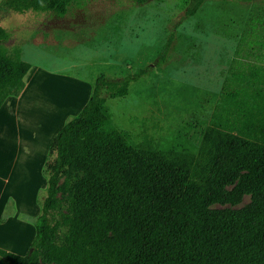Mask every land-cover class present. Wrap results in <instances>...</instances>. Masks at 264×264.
<instances>
[{"label":"trees","instance_id":"16d2710c","mask_svg":"<svg viewBox=\"0 0 264 264\" xmlns=\"http://www.w3.org/2000/svg\"><path fill=\"white\" fill-rule=\"evenodd\" d=\"M71 1L1 3L19 13L61 17ZM205 1L189 0L184 17ZM9 37L0 23V107L21 93L31 67L19 47L9 52ZM176 38L171 31L157 62L165 61ZM253 57L243 62L238 51L217 111L242 129L209 124L197 144L176 150L138 147L115 126L107 105L126 96L150 66L117 79L99 74L87 102L49 144L27 252L0 247V256L10 264H264V55ZM246 194L249 205L224 206Z\"/></svg>","mask_w":264,"mask_h":264},{"label":"rangeland","instance_id":"374dc122","mask_svg":"<svg viewBox=\"0 0 264 264\" xmlns=\"http://www.w3.org/2000/svg\"><path fill=\"white\" fill-rule=\"evenodd\" d=\"M1 1L0 23L10 32L5 45L9 52L19 47L31 64L26 92L8 96L0 107L5 199L0 220L9 214L20 219L9 223V230L35 228L51 138L81 110L99 74L117 79L151 67L148 75L130 84L126 96L107 101L115 126L126 130L138 147H189L200 141L209 124L242 129L243 123L217 111L238 51L243 62L256 53L264 55V0H206L190 17H184L189 0H72L61 17L19 13ZM171 31L177 38L159 63ZM251 202L246 194L238 204L224 206L240 208Z\"/></svg>","mask_w":264,"mask_h":264},{"label":"crops","instance_id":"0c3cea01","mask_svg":"<svg viewBox=\"0 0 264 264\" xmlns=\"http://www.w3.org/2000/svg\"><path fill=\"white\" fill-rule=\"evenodd\" d=\"M29 71H30V69L28 70V72L24 76L25 85H24L23 90L21 91L22 94L25 93L26 90L28 89V81L29 80H27L26 77L30 73ZM87 100L84 102V104L87 102ZM62 105L64 107H66L69 105V103L66 104L65 102H62ZM51 140H52V138H51ZM3 186H4V183H3V181H1L0 182V216L2 215V212L4 211V207H5V199H4V196L2 194ZM20 204L21 203H19V201L16 200L15 205L17 206L16 207L17 211H19L18 209H20L18 207ZM14 215L9 214L7 219L2 220V221L0 220V246L5 248L6 250H12V251H15L17 254L23 255L27 252V250L30 246V242H31V240L34 236V233H35V228L31 229L30 227L24 226L22 229L20 228L18 231L17 230L16 231L15 230H9L8 229L9 223H11L14 220L16 222L20 220V219H15ZM3 260L4 259L0 256V264H10L7 261H5L7 263H4Z\"/></svg>","mask_w":264,"mask_h":264}]
</instances>
